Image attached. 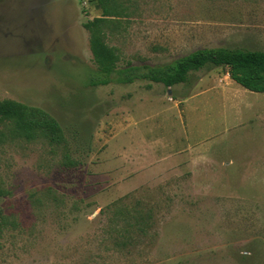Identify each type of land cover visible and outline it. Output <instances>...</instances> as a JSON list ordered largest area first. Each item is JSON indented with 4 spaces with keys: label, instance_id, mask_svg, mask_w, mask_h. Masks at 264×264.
I'll return each instance as SVG.
<instances>
[{
    "label": "rangeland",
    "instance_id": "obj_1",
    "mask_svg": "<svg viewBox=\"0 0 264 264\" xmlns=\"http://www.w3.org/2000/svg\"><path fill=\"white\" fill-rule=\"evenodd\" d=\"M122 1L131 15L107 32L118 69L264 51V0ZM102 15L90 0H0V102L55 118L79 162L0 120V264H264V94L222 68L170 90L92 86L85 24ZM136 204L151 226L122 236L114 209Z\"/></svg>",
    "mask_w": 264,
    "mask_h": 264
},
{
    "label": "trees",
    "instance_id": "obj_2",
    "mask_svg": "<svg viewBox=\"0 0 264 264\" xmlns=\"http://www.w3.org/2000/svg\"><path fill=\"white\" fill-rule=\"evenodd\" d=\"M90 1L103 13L102 17L94 18L85 24L86 30L90 33V47L98 67L92 86H107L114 80L121 84L146 80L163 84L167 90H170L175 86L190 83L191 76L196 72L222 68L234 82L248 91L264 94V51L224 47L200 49L169 64L156 66L130 64L118 69L120 53L117 48L107 43V32L119 29L121 27L119 19L129 17L131 9L126 7L122 0ZM0 120L8 122L11 125V132L17 137L27 141L37 139L48 141L50 145L61 151L63 165L67 167L79 165V162L72 158L70 142L62 126L45 111L16 101L4 100L0 102ZM3 194L4 191L0 186V195ZM46 197L57 200L53 191H48ZM119 204L121 201L114 204V207ZM118 208L114 211L124 222L122 236L127 233L130 236L135 235L132 234L134 231L137 234H144L151 226L153 220L151 210L143 209L140 204L132 208ZM8 224V217L0 212V235L4 233ZM124 239L121 243L116 241V244L125 245L126 242L131 241V237L125 236Z\"/></svg>",
    "mask_w": 264,
    "mask_h": 264
},
{
    "label": "crops",
    "instance_id": "obj_3",
    "mask_svg": "<svg viewBox=\"0 0 264 264\" xmlns=\"http://www.w3.org/2000/svg\"><path fill=\"white\" fill-rule=\"evenodd\" d=\"M229 76V75H228ZM230 77V76H229ZM231 79V78H230ZM232 80V79H231ZM229 94H233L232 92H230ZM184 103L187 102V101H183Z\"/></svg>",
    "mask_w": 264,
    "mask_h": 264
}]
</instances>
